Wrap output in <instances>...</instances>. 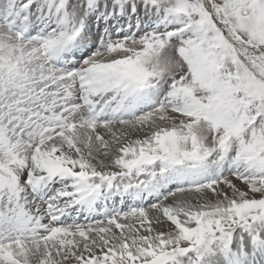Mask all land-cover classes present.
I'll use <instances>...</instances> for the list:
<instances>
[{
    "label": "snow or ice",
    "instance_id": "obj_1",
    "mask_svg": "<svg viewBox=\"0 0 264 264\" xmlns=\"http://www.w3.org/2000/svg\"><path fill=\"white\" fill-rule=\"evenodd\" d=\"M0 264H264V0H0Z\"/></svg>",
    "mask_w": 264,
    "mask_h": 264
}]
</instances>
